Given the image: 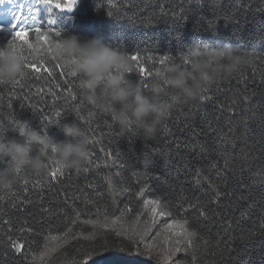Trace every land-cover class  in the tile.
Returning <instances> with one entry per match:
<instances>
[{
  "label": "trees",
  "instance_id": "obj_1",
  "mask_svg": "<svg viewBox=\"0 0 264 264\" xmlns=\"http://www.w3.org/2000/svg\"><path fill=\"white\" fill-rule=\"evenodd\" d=\"M19 3H25V0H19ZM179 3L180 0H78L74 10L53 9L52 13L47 10L49 6H38L39 18L44 22L41 27H52L59 32V36H56L55 32L52 33L57 40L72 34L82 39L101 37L128 54L141 51L142 55L151 53L154 58L163 55H184L190 46L197 43L217 48L230 44L251 54L254 52L255 56H252L250 65L220 81L219 91L210 93V101L202 102L199 99L191 105L173 109L167 119L159 125L154 139L146 140L134 130L122 132L107 115L108 124L98 131L102 133L105 148L109 147L108 141H112L110 146L116 161L108 169L102 165L99 168L86 165L89 167L88 172L83 169L78 174L75 170L65 171V175L60 177L63 183L56 181V186L50 190V171L46 176L22 171L23 180L28 181L27 193L18 198L7 195L9 192H21L22 189L17 185L23 184V180L16 181L11 190L0 192V195L5 196V199L0 201V264H40L38 254L43 251L42 236L49 232L62 235L67 223L66 219L45 214L42 209H48L50 213L53 210L67 212L71 216L72 194L80 196L81 192L87 190L89 183L97 185L106 193L102 179L105 176H111L114 185L129 187L132 192L147 183L150 191L146 192V196L161 199L162 206L164 198L167 197L169 210H174L171 205L185 202L213 208L216 215L208 220L203 217L195 219V207L186 212L182 210L177 217H189L190 226L196 230L197 236L202 238L196 245L197 264H264V42L254 38L258 25L264 23V16H257L256 20L250 21L239 30L223 20L219 21L215 28H196L194 20H189L184 26L173 29L168 25L167 18L161 17L164 13L177 9ZM224 3L230 4V0H224ZM240 3L247 4L248 0H240ZM230 6L236 10L235 0H231ZM108 11L113 13V17L107 14ZM204 14L209 15V10L205 9ZM50 16L55 19L53 25L47 24ZM249 19L252 17L249 16ZM0 26L4 29L0 31V48H6L18 28L9 31V27L1 24ZM27 27L31 28L33 25ZM173 32L177 33L175 39L171 38ZM133 40L136 41V47H133ZM52 57H48L49 63L59 62L53 61ZM147 66L151 69V62H148ZM241 74L243 78L237 80ZM55 79L60 82L58 76ZM217 84L212 87L215 88ZM10 87L0 85V88H3V92H0V138H15L23 142L18 132L12 131V127L17 125L15 121H26L31 127L57 141L69 139L62 130L64 123L75 121L88 132V126L77 118L75 113L65 114L63 110L60 123L45 126L37 109L49 111L63 103L62 99L56 96L58 90L54 85L51 93L47 91L48 81L32 79L29 82L31 91L29 92V88L24 89V93L29 95L28 101L20 99L23 93L19 91L10 93ZM244 97L246 100L242 99ZM32 105H36V108ZM84 105L82 115L86 117L87 109L91 106L85 102ZM180 109L182 111H178ZM86 118L95 123V117ZM229 119H232L235 147L229 150L233 159L230 161L227 179L221 182L217 176L211 174L214 170L209 169L215 152H206L203 158L198 157L196 152L201 145L207 149H217V132L222 126L227 127ZM88 134L89 154H95L92 157L94 159L101 155V137L92 136L89 132ZM145 160L152 161L150 167L144 166ZM4 161L8 160H0V167L7 166ZM216 162L218 166L223 164L219 157H216ZM51 166L50 164V168ZM205 171L210 174L212 188L207 186V181L197 182V174L203 175ZM133 173L137 175L133 176ZM41 179L43 184H37ZM77 188L81 192H77ZM217 190L228 193L227 197L222 196L219 208L207 203L214 198L213 192ZM66 196L69 199H65ZM93 199L98 200L101 208V215L95 217L98 221L95 227L74 225L72 231L76 237L69 236L66 242H62L59 250L45 258L44 264H84L89 254L93 257L89 264H157L135 244V239L129 240L128 235L122 231L143 230L150 223L151 214L143 210L141 201L132 199L125 193L120 194L118 207L112 206L107 194ZM230 199L233 200L230 214L233 223L225 234L218 221L222 216L229 217L224 206ZM129 200L133 212L118 224L109 223L108 227H102L105 206L109 208L108 216L111 220L113 214L119 215ZM75 206L83 207L79 200ZM136 212H142L139 220L136 218ZM5 221L7 223H4ZM22 225L24 231H20ZM29 226L33 228V232L26 230ZM9 235L14 241L24 244L25 247L19 254L9 246ZM203 241L208 242L207 246L203 245ZM29 246L32 251L29 258L25 259ZM175 258H183V254H175ZM159 262L165 264L160 258Z\"/></svg>",
  "mask_w": 264,
  "mask_h": 264
},
{
  "label": "snow or ice",
  "instance_id": "obj_2",
  "mask_svg": "<svg viewBox=\"0 0 264 264\" xmlns=\"http://www.w3.org/2000/svg\"><path fill=\"white\" fill-rule=\"evenodd\" d=\"M2 2V0H0ZM11 2V0H9ZM27 0H25V3ZM78 0H35L37 7H28L25 9L24 5H21L18 12L15 15V23L11 26L9 31L16 28L17 24H21V21L24 22L18 29H16L13 33V40L6 47L13 52L20 54L25 60V71L21 75L12 78L11 80L0 82V85L11 87L9 88L10 93H15L19 91L23 93L20 96L22 101H28L29 95L24 93L25 88H29V82L32 79H44L49 82V87L47 91L51 93L54 88L56 91V96L62 99L63 103L58 105L57 107L46 111L44 109H37V112L40 114L42 122L45 124H58L60 123V118L63 113H75V116L79 118L83 123L88 126V132L92 136H100L101 142L99 143V152L100 156L92 158L95 154H92L88 157L86 165H94L96 168H99L101 165L108 169L112 165L115 164L116 157L113 156V151L111 148L112 141H108L109 147L105 148L102 142V133L98 130L102 126H106L108 124L107 114L101 111H97L93 108L87 109L86 117H95V123L91 119H87L84 115H82V110L85 108L83 99L78 97H82L81 87L78 83L77 78L72 74L70 70H68L63 64L60 62L49 63L48 58L45 60H41L36 62L31 59V52L36 44L39 42L41 47H49V36L55 32L56 36H59L60 33L56 32L52 27H48L47 29L41 27L44 23L40 20V9L38 6L46 5L48 7V12L52 13L53 9H59L61 11H72L75 8ZM236 10L234 11L230 4H225L224 0H180L177 9H173L169 12L164 13V16L161 19L167 18L168 25L173 29H178L184 26L189 20H194V26L196 28H215L217 23L221 20L231 23L237 27L239 30L243 26L247 25L250 21L256 20L257 16H264V0H248L247 4L241 5L240 0H235ZM205 9H208L210 14L205 15ZM163 12V9H162ZM107 14L113 17V13L108 11ZM249 16L252 19H249ZM55 23V19L51 16L47 20L48 25H53ZM31 24L33 27L29 28L24 25ZM3 27L0 26V31H3ZM177 33L173 32L171 34V38L175 39ZM254 38L264 42V23L258 25L257 31L254 33ZM133 47H136V41H132ZM50 50V47H49ZM252 56H255V53H252ZM129 58L135 63L136 71L134 73H130L133 78H139L144 82V86L146 89H149L150 79L155 72H163L166 66L172 62L177 57L163 55L159 58H154L151 53H147L146 55H142L141 51H135L133 54H129ZM182 58L185 59L187 63V56L184 55ZM53 61H56V58L52 57ZM148 62H151V69L147 66ZM159 65V67H157ZM59 77L60 82H56V77ZM242 74L237 77V80L242 79ZM245 83H247L245 81ZM31 89L29 88V92ZM43 91V90H40ZM219 91V82L215 88L210 87L206 88L200 98L203 101H210L212 96L210 93ZM0 92H3V88H0ZM246 100V97L242 98ZM9 100H11V96H9ZM11 107V104H9ZM33 108H36V105H32ZM182 111V109L178 110ZM112 120V118H111ZM113 121V120H112ZM15 123H19V121H15ZM233 124L232 119H229L227 122V127L224 128L222 126L221 130L217 132V141L218 148L215 150L207 149L203 145L198 146L199 150L196 152L198 157L203 158L206 152L212 153L215 152L213 156V162L209 164V169L214 170L211 174L215 175L219 178L221 182L227 179V174L230 169V161L233 159L230 149L235 147L234 141L235 136L232 132ZM96 142V141H92ZM185 147H191L189 145H185ZM195 151V149H193ZM216 157L223 160V164L218 166V162H216ZM51 161V158H49ZM3 160V158H0ZM7 165L10 164L9 161H4ZM52 166L50 168V181L48 183L49 190L52 187L56 186V181L63 183L60 180V177L65 175V170L60 168L57 163H50ZM81 170L77 169L76 173L78 174ZM84 172L89 171V167L85 166L83 168ZM22 171L17 170L16 173V181L23 180L21 175ZM137 175V173H133V176ZM209 172L205 171L203 175L200 173L197 174L198 180L197 182L207 181V186L212 188V181L209 179ZM39 176V175H37ZM104 180V188L105 191H101L97 185L89 183L87 185V190L81 192L79 188H77V192H81L80 196H77L75 193L70 197L73 207L71 208V216L68 215L67 212H57L53 210L51 213L48 209H42L45 214L48 215H58L61 218L67 220V223L62 230V235L52 234V232L47 233L45 236H42L44 240L43 243V251L39 252V260L40 264H44L45 258L50 253H55L62 247V242H66L69 236L73 238L76 237V234L72 231L74 225L82 224V225H95L98 223L95 217L101 215V208L99 207V203L97 199H93V197L100 198L104 197L106 194L109 197L112 206L118 207L120 194L125 193L130 196L132 199L140 200L143 205V210H146L151 214L150 223L146 225L143 230H133V229H124L122 230L125 235H128L129 240L135 239L137 244L145 243L146 241L152 240L153 237H163L165 243H169V236L164 235V233L168 232V230H172L175 233V238L171 241L173 243V247L169 248L165 252V264H169V258L175 256V254H183V258H172L171 264H197L196 260V245L198 242H201L202 238L197 236V232L193 229L189 224V217H181V211L186 212L190 208H196L195 219H200L203 217L205 220H208L210 217H215V210L213 208H208L204 204L195 205L191 202L181 203L179 205H171V208L174 210H169L170 204L167 200V197L164 198L163 206L162 201L159 198L146 196V192L150 191V186L146 183L143 186H139L135 192H132L129 187H120L114 185L111 176H105L102 178ZM37 184H43V180L36 182ZM27 180H23V184L17 185L18 188H21V192H9L7 195L12 198H18L20 195L27 193L29 191ZM35 187V184L33 185ZM2 192V191H0ZM213 199H210L207 203L208 205H214L216 208H219L222 204V196L227 197L228 193H221L218 190L213 192ZM243 195L241 196V199ZM5 199L4 195H0V201ZM65 199H69V197H65ZM79 200L80 204L83 206L77 207L75 206L76 201ZM233 200H229V203L224 206L229 213V217H221L218 221L221 225V230L227 234V232L231 228V224L233 220L230 218L231 214V205ZM224 209H221L223 211ZM109 208L107 205L105 206L104 213V222L102 227H108L109 223L115 225L120 223L124 217L133 212V208L131 205V200L128 201L124 205L122 211H120L119 215L113 214L111 220L108 216ZM142 212H136V218L139 220ZM168 218V219H165ZM162 222L163 227L158 228L156 232L152 231V228L157 225V222ZM4 223H7L5 221ZM23 225L21 226L20 231H24ZM28 232H33V228L29 226L26 229ZM119 235L120 232L118 231ZM9 246L15 250L17 254L24 249V244L19 241H14L11 235L8 236ZM207 241H203V245L207 246ZM145 247L150 248L151 245L145 243ZM32 249L29 246L28 252L25 253L24 258L28 259L29 254ZM92 254H89L84 261V264H89V261L92 259Z\"/></svg>",
  "mask_w": 264,
  "mask_h": 264
},
{
  "label": "clouds",
  "instance_id": "obj_3",
  "mask_svg": "<svg viewBox=\"0 0 264 264\" xmlns=\"http://www.w3.org/2000/svg\"><path fill=\"white\" fill-rule=\"evenodd\" d=\"M49 47L36 42L31 59L39 62L54 56L77 78L87 105L109 115L122 132L134 130L146 140L156 137L159 125L173 109L197 102L206 88L230 78L253 59L250 52L230 44L217 48L197 43L184 54L187 63L184 55H179L163 72L153 73L146 89L141 79L130 75L136 66L129 54L101 37L82 39L72 34L57 40L50 34ZM24 71L25 60L20 54L0 48V82ZM62 130L69 139L57 141L20 121L12 131L18 132L23 142L0 138V158L10 162L0 167V191L13 188L17 170L46 176L50 163L57 162L65 171L82 170L89 157V134L75 121L64 123ZM143 163L147 168L152 161ZM144 254L160 264L153 249L146 247Z\"/></svg>",
  "mask_w": 264,
  "mask_h": 264
},
{
  "label": "rangeland",
  "instance_id": "obj_4",
  "mask_svg": "<svg viewBox=\"0 0 264 264\" xmlns=\"http://www.w3.org/2000/svg\"><path fill=\"white\" fill-rule=\"evenodd\" d=\"M21 5H24L25 9L28 7H36V3L34 0H27L26 3H19V0H2L0 2V24L3 26H7L11 28V26L15 23V15L18 12L19 8ZM22 24H24L23 21H21V24H17L16 28H19ZM31 24H27L24 26H30ZM168 219V218H165ZM162 222L158 221L157 225L152 228L154 232L157 231L158 228H162ZM164 235L169 236V243H165L163 240V237H153L152 240L146 241L145 243L151 245V249L154 250L155 254L159 256V258L165 262L164 257H165V252L167 249L173 247V243L171 242L175 238V233L172 232V230H168V232L164 233ZM135 244H137L136 240L134 241ZM145 243H139L137 244L143 251H145ZM172 258H175L172 257ZM169 258V264H171V259Z\"/></svg>",
  "mask_w": 264,
  "mask_h": 264
}]
</instances>
